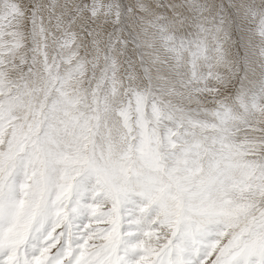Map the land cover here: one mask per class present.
Instances as JSON below:
<instances>
[{
	"label": "snow or ice",
	"instance_id": "snow-or-ice-1",
	"mask_svg": "<svg viewBox=\"0 0 264 264\" xmlns=\"http://www.w3.org/2000/svg\"><path fill=\"white\" fill-rule=\"evenodd\" d=\"M0 264H264V0H0Z\"/></svg>",
	"mask_w": 264,
	"mask_h": 264
}]
</instances>
